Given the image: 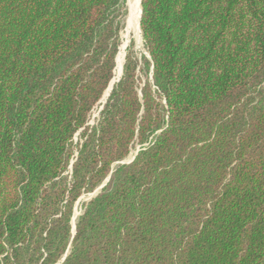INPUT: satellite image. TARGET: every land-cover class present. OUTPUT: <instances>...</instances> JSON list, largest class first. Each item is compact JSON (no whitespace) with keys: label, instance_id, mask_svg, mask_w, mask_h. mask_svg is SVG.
I'll return each instance as SVG.
<instances>
[{"label":"trees","instance_id":"trees-1","mask_svg":"<svg viewBox=\"0 0 264 264\" xmlns=\"http://www.w3.org/2000/svg\"><path fill=\"white\" fill-rule=\"evenodd\" d=\"M141 4L91 124L125 0H0V264H264V0Z\"/></svg>","mask_w":264,"mask_h":264},{"label":"rangeland","instance_id":"rangeland-1","mask_svg":"<svg viewBox=\"0 0 264 264\" xmlns=\"http://www.w3.org/2000/svg\"><path fill=\"white\" fill-rule=\"evenodd\" d=\"M129 0H125V16H124V19H123V27L122 29L120 30V42H121V46H120V50H119V53L121 52V54L119 55V58H118V66L116 65L117 67V73L119 74L120 72V64H121V61L123 59L124 63H125V59H126V56L125 54L127 55L128 53V49L129 47H132L133 50H134V53L135 55L138 57V58H142L143 55L145 56H148V53L144 47V42H143V37H142V32L140 31L139 33L132 27V21H133V16H132V12H131V8L129 6ZM141 29V28H140ZM126 47V48H125ZM117 55V57H118ZM121 57V58H120ZM116 62H117V58H116ZM117 73H116V69H115V78H117ZM103 108V102H100V104H98L95 109L93 110V114L91 116V120H90V123L91 124H95L99 118V115H100V111L101 109ZM79 141V134H77L74 138V142L77 143ZM139 148L140 146L137 145L135 148H133V150L131 151V153L129 154V156L126 158V160H130L132 157L131 154H135L136 152L139 151ZM75 155H77V152L75 153ZM100 188V186L94 190L93 192H87V193H84L80 198L79 200L77 201V204H76V209H75V215L77 213L80 214L81 210H82V205L84 202H87L89 201L90 199H92L93 197H95V192ZM102 189L99 190L98 193L101 192Z\"/></svg>","mask_w":264,"mask_h":264},{"label":"bare ground","instance_id":"bare-ground-1","mask_svg":"<svg viewBox=\"0 0 264 264\" xmlns=\"http://www.w3.org/2000/svg\"><path fill=\"white\" fill-rule=\"evenodd\" d=\"M129 6L131 8L132 16H133V21H132V27L139 33L140 32V10H141V0H129ZM126 48V47H125ZM123 66H124V61L122 59L121 64H120V72L118 74V77L115 78L114 80H117L123 71ZM109 90H106L105 94L108 93ZM133 154H131L130 157H132Z\"/></svg>","mask_w":264,"mask_h":264},{"label":"water","instance_id":"water-1","mask_svg":"<svg viewBox=\"0 0 264 264\" xmlns=\"http://www.w3.org/2000/svg\"><path fill=\"white\" fill-rule=\"evenodd\" d=\"M142 1V0H141ZM142 13H143V8H142V4H141V10H140V20H139V24H140V28H141V17H142ZM140 31H141V29H140ZM125 56H126V54H125ZM117 58V57H116ZM124 67V66H123ZM122 75H123V71H122V74H121V76L117 79V80H112L111 81V83H110V85H109V87H108V89L107 90H109L108 91V93L107 94H104L103 95V98H102V100L100 101V102H103V104L107 101V98L109 97V95L111 94V91H112V89H113V86H114V84H115V82H117L121 77H122ZM136 155H137V152L132 156V158L130 159V160H123L121 163H130V162H132L134 159H135V157H136ZM108 180H109V178L105 181V183L104 184H102L101 186H100V188L95 192V195H97L98 194V192H99V190L100 189H102L106 184H107V182H108ZM79 215V213H77L76 215H74L73 216V226H74V231H75V225H76V218H77V216ZM66 257V256H65ZM65 257L63 258V260L65 259ZM62 260V261H63Z\"/></svg>","mask_w":264,"mask_h":264}]
</instances>
